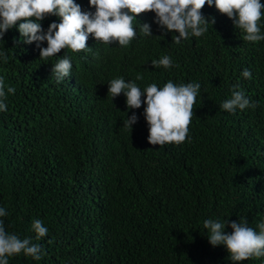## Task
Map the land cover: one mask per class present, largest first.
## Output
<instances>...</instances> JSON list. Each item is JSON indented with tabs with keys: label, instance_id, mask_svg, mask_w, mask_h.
Returning <instances> with one entry per match:
<instances>
[{
	"label": "trees",
	"instance_id": "1",
	"mask_svg": "<svg viewBox=\"0 0 264 264\" xmlns=\"http://www.w3.org/2000/svg\"><path fill=\"white\" fill-rule=\"evenodd\" d=\"M75 2L95 11L88 0ZM201 11L215 24L180 44L149 11L137 20L153 35L134 21L138 36L127 47L90 35L87 51L61 49L57 56L69 55L73 70L60 83L51 69L61 57L41 60L35 42L20 40L19 21L5 33L0 76L16 91L0 111V207L8 213L0 219L45 253L39 261L14 254L9 264H237L225 245L209 243L203 221L244 217L257 231L264 221V41H244L215 3ZM54 21L60 18L48 15L40 23L46 31ZM259 24L264 33V15ZM164 55L174 66L154 68ZM245 68L251 79L241 75ZM138 74L141 89L168 80L201 84L190 140L151 145L146 105L128 109L123 93L111 98L109 80ZM237 82L255 109H220ZM133 112L130 129L123 121ZM35 219L49 229L39 240ZM239 264H264V257Z\"/></svg>",
	"mask_w": 264,
	"mask_h": 264
},
{
	"label": "clouds",
	"instance_id": "2",
	"mask_svg": "<svg viewBox=\"0 0 264 264\" xmlns=\"http://www.w3.org/2000/svg\"><path fill=\"white\" fill-rule=\"evenodd\" d=\"M89 8L95 11L82 10L75 0H0V40L5 33L17 26L20 40L24 44L36 43L39 48V58L45 62L56 56L59 58L51 69V75L60 83L69 77L73 70V62L69 55L57 56L61 49H71L73 52L87 51L89 36L96 42L127 47L138 36L134 21L138 22L139 33L152 36L151 25L139 23L137 16L144 12H154V22L166 32L178 33L172 36V41L180 44L190 37H201L208 31L209 24H215V18H207L202 14V8L207 4L226 14L233 21L234 27L244 35L242 39L257 43L264 41V33L259 22L264 15V3L261 0H88ZM48 15H56L59 23L52 22L45 31L40 23ZM47 47H41L43 42ZM20 41H17L19 43ZM0 58L6 63L8 57L0 52ZM154 68L163 66L170 69L174 62L169 55L152 60ZM178 67V65H175ZM241 75L252 78V73L245 68ZM143 76L138 74L135 80L126 81L124 77L108 81V94L111 98L123 93L128 109H139L143 104V115L149 125L148 142L151 145L163 146L173 143L180 145L190 140L189 125L192 122L193 107L201 95V84L197 82L174 83L168 80L163 87L151 83L144 89L136 83ZM16 89L5 84L0 76V111H7L8 94H15ZM107 94V95H108ZM146 94V95H145ZM145 96L142 101L141 97ZM258 103L252 101L241 88L239 82L232 86L230 98L225 99L220 109L234 113L237 109H255ZM138 116L135 112L123 121V125L132 129ZM4 207H0V217L7 216ZM36 239L47 235L49 229L41 219L32 222ZM230 227L232 231L226 232ZM203 227L207 230L209 243L213 246L225 245L230 259L234 262L249 258L264 257V221L257 225L259 231L250 227L246 218L238 221L205 219ZM23 253L39 261L45 254L41 245L33 243L31 238L21 239L16 233L6 230L3 219H0V264H9V257Z\"/></svg>",
	"mask_w": 264,
	"mask_h": 264
}]
</instances>
